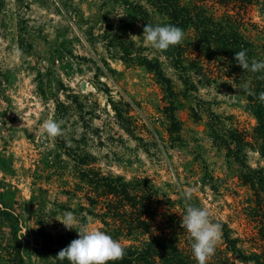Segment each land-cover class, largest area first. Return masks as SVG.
Masks as SVG:
<instances>
[{"label":"rangeland","instance_id":"1","mask_svg":"<svg viewBox=\"0 0 264 264\" xmlns=\"http://www.w3.org/2000/svg\"><path fill=\"white\" fill-rule=\"evenodd\" d=\"M177 2L184 15L170 23L156 0H0V208L19 214L22 244L0 214V264H45L35 230L77 237L58 220L65 211L126 250L170 232L187 200L222 226L207 264H264V191L244 177L264 169L257 119L245 80L206 58L198 38V18L227 12L264 35V10L256 1ZM148 21L181 27L183 40L153 49L142 34ZM49 119L61 127L55 137L44 130ZM143 207L152 231L128 235Z\"/></svg>","mask_w":264,"mask_h":264},{"label":"trees","instance_id":"2","mask_svg":"<svg viewBox=\"0 0 264 264\" xmlns=\"http://www.w3.org/2000/svg\"><path fill=\"white\" fill-rule=\"evenodd\" d=\"M221 1L228 2L233 6H242L256 1L260 3L262 6L261 8L264 10V0ZM156 2L162 6L170 23L178 22V20H180V18L184 15L177 0H156ZM187 15L189 16V19H194L195 17V14L192 12H187ZM198 22L201 23V26L198 27L200 33L198 38L202 46L205 47L206 51L204 52V55L206 58H209L210 60L218 58L220 61L227 64L226 66L229 67V73L237 74V80L241 78L245 80L243 83L247 86L249 107L257 119V124L254 127V136L258 142L259 151L264 156V102H261L258 98L259 93L264 91V73L246 71L242 69V67L234 60L235 51H240L241 49L247 50L249 63H251L253 59H264L263 30L259 29V35L253 36V34H251L246 27V22L239 18L237 14H233L231 12H227L219 18L207 16L202 21L198 18ZM147 23L152 24L150 21ZM171 54L175 63L181 64L183 62L181 53L176 49L171 50ZM244 177L253 186H259L264 191L263 168L251 169L246 172ZM129 193L132 192L129 191ZM131 199L135 200L134 195H131ZM186 202L187 205L192 204L189 200ZM142 206H145V204L143 203ZM0 214L4 215L10 221L12 235L17 241L20 250L22 244L18 237L20 229L19 214L1 208ZM149 215L150 212L148 210H144L143 207L139 212L138 218H133L127 222V225H129L128 235H131V232L135 230H140L141 233L151 232L152 223L148 218ZM168 225L170 229H172L170 232L162 231L161 234L150 235L147 240L134 239L140 241L142 246L132 245L128 247L126 249L125 256L120 260H116L115 264H129L135 257H139L141 261L146 262V264H153V257L155 256L159 257L165 264H191V256L186 254L184 248L179 242L180 229H182L180 218L175 217V219L169 221ZM35 238L36 243H38L39 238H41V248L44 250L45 264H70L67 259L62 261L56 259L55 255L59 250L66 247L72 239L76 238L75 236L63 235L60 237H54L52 234L43 232L41 229H36ZM228 242L234 245L236 239L228 238Z\"/></svg>","mask_w":264,"mask_h":264},{"label":"clouds","instance_id":"3","mask_svg":"<svg viewBox=\"0 0 264 264\" xmlns=\"http://www.w3.org/2000/svg\"><path fill=\"white\" fill-rule=\"evenodd\" d=\"M142 34L145 43L156 50H167L170 46L179 44L185 35L181 27L170 23L155 25L146 23ZM234 60L246 71L264 73V59H253L249 63L247 50L235 51ZM258 98L264 102V91L259 93ZM44 130L52 137L61 133L59 122L53 119L44 122ZM184 195L187 199H191L190 192ZM58 220L66 230L74 229L78 235L56 253V259L61 261L67 259L70 264H106L108 261H116L124 257L126 250L119 240L97 227L79 223L72 211H65ZM181 226L190 234L191 251L197 264H207L222 237L221 224L210 219V212L207 209L188 204Z\"/></svg>","mask_w":264,"mask_h":264}]
</instances>
